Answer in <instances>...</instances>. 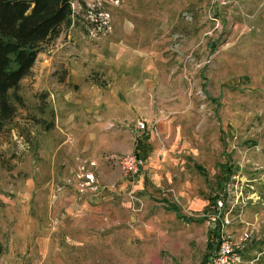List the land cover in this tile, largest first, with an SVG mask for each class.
Segmentation results:
<instances>
[{"label":"rangeland","instance_id":"obj_1","mask_svg":"<svg viewBox=\"0 0 264 264\" xmlns=\"http://www.w3.org/2000/svg\"><path fill=\"white\" fill-rule=\"evenodd\" d=\"M72 9L0 132V264H204L219 237L216 196L240 264H264V0H73ZM72 82L112 88L118 102L129 87L135 119L171 124L178 147L157 181L145 170L104 185L94 163L67 152L75 131L56 107ZM152 124L153 145L168 148Z\"/></svg>","mask_w":264,"mask_h":264},{"label":"crops","instance_id":"obj_2","mask_svg":"<svg viewBox=\"0 0 264 264\" xmlns=\"http://www.w3.org/2000/svg\"><path fill=\"white\" fill-rule=\"evenodd\" d=\"M35 62L34 66L38 64V58ZM61 84L58 88L61 92L58 95L60 106L56 109H60L62 113L56 118L65 128L75 131L70 134H74L75 139L70 136L68 138L71 140L69 143L71 151L67 152L77 156L76 162L78 164L82 162L83 165H86L87 161L94 163V167L88 168L97 174L101 183L115 185L118 177H121L120 168L116 163L117 158L130 153L139 155L142 150L147 153L148 149H151L152 155L149 156L148 153L145 155L148 157L144 160L146 162L144 169L151 170L154 181H157V177L164 170L166 159L172 156L170 154L174 152L175 146L178 147V140L175 143L172 138L171 124L163 118L153 122L152 116L147 113L149 121L147 125L145 124L146 127L143 130L138 129L137 123L142 120L143 114H138L139 117L135 119L134 107L130 104L134 94L129 87L122 88L124 98L118 102L112 88L104 90L92 83ZM138 91L141 92L142 88ZM75 96L76 101L71 102L70 99ZM74 105L76 109L72 108ZM152 123H157V126L161 127L168 148L163 146L161 149L159 145H153L157 143L158 138L156 134H152L154 131ZM144 131L148 132L144 135ZM61 133L63 137H67L64 131ZM64 143L67 145L65 141ZM195 169L198 170V165H195ZM187 190L191 191V187L189 186ZM168 211L175 214L171 210Z\"/></svg>","mask_w":264,"mask_h":264},{"label":"trees","instance_id":"obj_3","mask_svg":"<svg viewBox=\"0 0 264 264\" xmlns=\"http://www.w3.org/2000/svg\"><path fill=\"white\" fill-rule=\"evenodd\" d=\"M72 1L0 0V132L13 119L16 104H23L18 89L21 81L30 75L42 45L58 37L60 28L70 23ZM222 168L230 176L229 167L222 165ZM198 170L201 171L199 166ZM217 188L223 187L218 183ZM217 197L212 198L210 205ZM168 210L187 223L204 222L202 218L184 217L177 206L168 205ZM216 224L218 230L220 221ZM217 230H211L208 235L209 249L213 247V237L215 241L218 236Z\"/></svg>","mask_w":264,"mask_h":264},{"label":"built area","instance_id":"obj_4","mask_svg":"<svg viewBox=\"0 0 264 264\" xmlns=\"http://www.w3.org/2000/svg\"><path fill=\"white\" fill-rule=\"evenodd\" d=\"M137 128L143 130L145 128L144 122L139 121L137 123ZM116 163L122 174L126 177L138 178L145 172V161L136 153L120 156L117 158ZM91 178V176H87L86 179L90 180ZM215 203V219L220 221L219 237L216 240L215 249L210 253L204 264H240V255L235 249V243L224 231L225 226L229 225V222L224 219L221 212L225 202L221 196H218ZM247 239L248 235L245 233L240 243Z\"/></svg>","mask_w":264,"mask_h":264}]
</instances>
